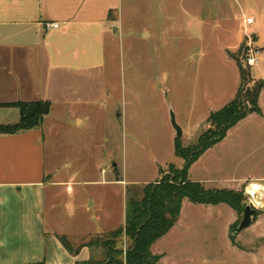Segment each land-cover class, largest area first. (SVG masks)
Here are the masks:
<instances>
[{
    "label": "rangeland",
    "instance_id": "1",
    "mask_svg": "<svg viewBox=\"0 0 264 264\" xmlns=\"http://www.w3.org/2000/svg\"><path fill=\"white\" fill-rule=\"evenodd\" d=\"M120 15L103 91L86 95L84 125L64 128L72 130L62 143L68 154L61 175L70 183L56 189L59 196L47 206L56 219L48 222L50 230L63 232L48 237L45 264H83L91 254L82 251L86 246L73 254L60 235L80 246L122 226L130 196L140 198L171 165L183 167L173 113L189 147L211 127L210 113L231 102L242 83L245 89L264 86V0H121ZM249 16L253 24L245 23ZM251 53L260 61L248 67L243 57ZM239 61L250 71L248 80L241 79ZM261 94L262 114H249L231 128L189 174L208 189L242 193L243 206L187 200L178 223L154 248L165 251L162 264H264V87ZM254 182L261 189L251 194ZM249 204L258 212L233 241L230 231ZM103 252L93 255L100 260Z\"/></svg>",
    "mask_w": 264,
    "mask_h": 264
},
{
    "label": "crops",
    "instance_id": "2",
    "mask_svg": "<svg viewBox=\"0 0 264 264\" xmlns=\"http://www.w3.org/2000/svg\"><path fill=\"white\" fill-rule=\"evenodd\" d=\"M120 1L0 0V103L51 102L40 128L0 134V264H45L48 237L63 232L50 230L56 219L47 206L70 183L61 175L68 154L62 143L72 130L64 128L84 125L86 95L103 91L122 29ZM19 116L17 107L0 106V125ZM163 237L151 248L161 261L165 251L154 248Z\"/></svg>",
    "mask_w": 264,
    "mask_h": 264
},
{
    "label": "trees",
    "instance_id": "3",
    "mask_svg": "<svg viewBox=\"0 0 264 264\" xmlns=\"http://www.w3.org/2000/svg\"><path fill=\"white\" fill-rule=\"evenodd\" d=\"M237 64L242 81L248 80L250 71L246 72L240 61ZM263 87L252 85L245 89L242 83L231 102L210 113L207 123L211 127L192 146L185 147L181 138L176 137L175 152L184 159L183 167L171 165L170 171L160 181L144 186L140 198L130 196L122 226L94 235L80 246H73L66 235H60L63 246L73 254H78L82 247H89L91 257L83 264H162L163 255L153 253L151 248L176 224L185 199L195 204L225 203L239 210L243 206L242 193L230 189H208L204 183L191 180L189 170L205 151L221 142L241 120L252 113L262 114L259 96ZM0 106L17 107L20 111L17 123L0 125V134L40 128L51 111V102L47 100L0 103ZM234 237H231L233 241ZM98 248L104 250V258L100 260L93 255Z\"/></svg>",
    "mask_w": 264,
    "mask_h": 264
},
{
    "label": "water",
    "instance_id": "4",
    "mask_svg": "<svg viewBox=\"0 0 264 264\" xmlns=\"http://www.w3.org/2000/svg\"><path fill=\"white\" fill-rule=\"evenodd\" d=\"M172 120H173V125L177 130V135L179 137L182 136L183 131L181 127L177 124L174 113L172 115ZM256 213L257 210L254 207H252V205L250 204L247 205L244 209V215L239 225L231 229L230 237H233L235 234L240 233L242 230L248 228L252 224L253 217Z\"/></svg>",
    "mask_w": 264,
    "mask_h": 264
},
{
    "label": "built area",
    "instance_id": "5",
    "mask_svg": "<svg viewBox=\"0 0 264 264\" xmlns=\"http://www.w3.org/2000/svg\"><path fill=\"white\" fill-rule=\"evenodd\" d=\"M254 22H255V19L253 16H249L245 20L246 24H253ZM47 26L57 28L58 23H48ZM248 44L250 45L251 43L249 42ZM243 58L245 59V65L248 67L256 66L260 61L259 57H257V55L254 53H251L250 55L245 56Z\"/></svg>",
    "mask_w": 264,
    "mask_h": 264
},
{
    "label": "bare ground",
    "instance_id": "6",
    "mask_svg": "<svg viewBox=\"0 0 264 264\" xmlns=\"http://www.w3.org/2000/svg\"><path fill=\"white\" fill-rule=\"evenodd\" d=\"M249 189V193H251V194H255L256 193V190L258 189V188H260V185H258L257 184V182L255 183H253L250 187H248ZM261 189V188H260ZM248 193V194H249ZM259 200V199H258Z\"/></svg>",
    "mask_w": 264,
    "mask_h": 264
}]
</instances>
